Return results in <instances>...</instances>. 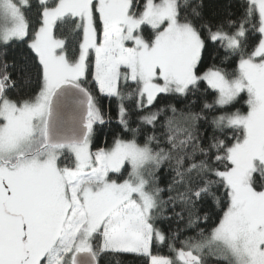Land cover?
<instances>
[{"label": "snow or ice", "instance_id": "obj_1", "mask_svg": "<svg viewBox=\"0 0 264 264\" xmlns=\"http://www.w3.org/2000/svg\"><path fill=\"white\" fill-rule=\"evenodd\" d=\"M189 2L37 0L40 26L30 34V0H0V44L30 41L41 89L11 97L16 82L0 62V264H99L105 253L140 254L150 264H206L205 249L227 264H264V0H246L238 21L220 23L203 14L201 3L188 12ZM145 25L152 30L147 37ZM214 43L238 57V71L215 63L201 71L214 59ZM89 75L100 93L118 98L119 122L133 134L95 152L94 125L105 120L82 86ZM204 84L215 92L205 109L226 108L246 93L248 111L213 116L214 134L203 146L200 113L181 112L178 120L169 105L173 115L161 126L171 148L159 147L155 134L137 142L141 128L129 127L125 100L135 98L143 110L161 94L187 98ZM163 111L142 115L141 124L155 128ZM68 152L73 166H61ZM166 161L174 164L164 200L156 172ZM125 164L131 170L118 182L110 174ZM221 189L226 211L207 236L199 229L180 248L168 243L174 256L153 254L154 241L177 239L157 227L171 218L165 206L198 228L209 220L202 206L222 203Z\"/></svg>", "mask_w": 264, "mask_h": 264}, {"label": "trees", "instance_id": "obj_2", "mask_svg": "<svg viewBox=\"0 0 264 264\" xmlns=\"http://www.w3.org/2000/svg\"><path fill=\"white\" fill-rule=\"evenodd\" d=\"M159 1V0H157ZM139 5H143L145 0H136ZM183 3V0H180ZM33 5L30 11H25V14L30 22V34L33 29H37L40 26L37 0H30ZM201 3L203 5L202 12L207 17L212 19L214 23H220L227 19L238 21L243 15L245 10L246 0H190L188 12L191 11V7ZM139 10V9H138ZM256 19L258 20V14ZM255 22V21H254ZM146 37L151 35L152 30L148 26H144L143 29ZM225 31H232L228 27H225ZM60 35V32H57ZM260 39L258 32H253L251 35L252 44H257ZM28 41V38H25ZM30 43V41H28ZM28 43L24 41L14 42L7 46H0V62H6L8 64V72L12 79L16 82V87L10 91L9 95L13 98H30L39 94L40 89V76L37 71V62L35 54L28 47ZM215 49L214 59L206 61L205 66H202L201 71L206 70L207 65L215 63L216 66L221 67L229 72L238 71V57L230 55L224 48L219 47L218 44H212ZM90 59L94 62V55H90ZM94 97L97 107L104 115V124L94 125V135L92 137L91 149L95 152L101 147H110L116 138L132 139L133 134L127 131L119 122V104L120 101L117 97H110L103 93H100L98 84L95 82L93 75L87 77V82L82 84ZM134 85L131 83L126 88L127 91H131ZM122 90L124 86L122 85ZM215 99V92L207 88L204 84L201 90L196 95L189 96L187 98L177 97L174 95L161 94L157 98V101L151 105L145 107L143 110L137 109L135 98L131 100H125L124 104L129 110V127L141 128V133L136 136L138 143H143L146 135L155 134L160 137L159 147L166 150L171 148V145L166 142L163 134L166 133V129L161 125L164 124L166 117H171L173 113L168 107L173 105L177 109V119L180 118V113H187L189 111L194 113H200L201 118L196 122V127L202 137L200 143L206 146L209 140L214 134V125L212 123L213 116L219 115L224 111H240L241 113L247 112L248 106L246 104L247 95L241 94V97L236 103L226 108L216 107L214 109H205L204 102L212 103ZM163 108L164 111L158 116L156 127L152 125H142L140 117L148 112H155L158 109ZM182 139L183 135L178 134ZM231 136V133H229ZM153 147H156L153 144ZM190 151V148L188 149ZM199 159V158H198ZM74 157L69 153H65V156L61 157V166L67 164L73 166ZM170 164L174 162H164L158 172L156 173L158 186L164 188L165 191L161 193V197L164 200L168 199L169 193L167 187L171 181L173 173L170 169ZM126 173L110 174L113 179L118 182L125 179ZM218 196L222 198V203L217 206L213 202H209L202 207L209 211V220L207 222H200L198 228L187 227L186 219L178 221L175 217H172L171 207L165 206L164 215L171 217L168 219L157 220V227L162 229L166 235L171 236L176 234L177 239L168 241L165 243L153 242V254L174 256V252L168 247V243H172L176 248H180L181 242L189 237H196L199 229H203L205 236H207L211 229L214 228L220 218H222L223 212L226 211V201H223V189L218 193ZM176 211L179 212L180 208L177 206ZM199 239V237H197ZM204 258L206 264H227V261L217 255H212L207 249L204 251ZM99 264H150L148 257L135 253H105L99 257Z\"/></svg>", "mask_w": 264, "mask_h": 264}, {"label": "rangeland", "instance_id": "obj_3", "mask_svg": "<svg viewBox=\"0 0 264 264\" xmlns=\"http://www.w3.org/2000/svg\"><path fill=\"white\" fill-rule=\"evenodd\" d=\"M14 2H16V0H14ZM157 2H159V1H157ZM147 26V25H146ZM149 27V26H148ZM150 28V27H149ZM143 29H144V26H142V32H143V34L146 36V34L144 33V31H143ZM127 44H128V46H132V43L131 42H127ZM3 44H0V46H2ZM243 94V93H242ZM246 94V93H245ZM247 95V94H246ZM248 111V110H247ZM244 113H246V112H244ZM91 144H92V141H91ZM91 144H90V150L92 151V149H91ZM69 154H71L70 152H68ZM72 155V154H71ZM74 157V156H73ZM161 167V166H160ZM160 169V168H159ZM130 165H128V164H125V166H124V168L122 169V172L121 173H126L125 174V179L127 178V175H128V172H130ZM158 172V171H157ZM156 172V173H157ZM120 173V174H121Z\"/></svg>", "mask_w": 264, "mask_h": 264}, {"label": "water", "instance_id": "obj_4", "mask_svg": "<svg viewBox=\"0 0 264 264\" xmlns=\"http://www.w3.org/2000/svg\"><path fill=\"white\" fill-rule=\"evenodd\" d=\"M72 94H73L74 96H77V98H78V94H76V92H75L74 89L72 90ZM56 104H57V101H54V107L56 106ZM81 259H87V257L82 255V256H81Z\"/></svg>", "mask_w": 264, "mask_h": 264}]
</instances>
